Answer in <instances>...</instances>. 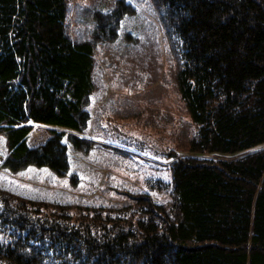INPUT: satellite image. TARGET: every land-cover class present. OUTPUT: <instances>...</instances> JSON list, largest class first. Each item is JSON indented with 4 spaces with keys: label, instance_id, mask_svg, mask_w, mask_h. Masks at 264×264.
<instances>
[{
    "label": "trees",
    "instance_id": "trees-1",
    "mask_svg": "<svg viewBox=\"0 0 264 264\" xmlns=\"http://www.w3.org/2000/svg\"><path fill=\"white\" fill-rule=\"evenodd\" d=\"M154 2L195 127L185 154L113 209L73 213L0 191V264H264V0ZM119 14L94 11L96 31ZM69 16V0H0V166L10 172L64 174L63 139L89 143L94 44L73 38ZM34 124L49 138L29 147Z\"/></svg>",
    "mask_w": 264,
    "mask_h": 264
},
{
    "label": "rangeland",
    "instance_id": "rangeland-1",
    "mask_svg": "<svg viewBox=\"0 0 264 264\" xmlns=\"http://www.w3.org/2000/svg\"><path fill=\"white\" fill-rule=\"evenodd\" d=\"M119 1L124 10L118 9ZM69 2L70 34L94 44L98 89L88 98L89 120L80 134L89 143L75 149L63 139L68 155L64 174L46 166L12 172L0 166V191L73 213L113 209L130 204L132 192L148 189L146 179H168V164L185 154L195 127L175 79L174 41L154 0ZM116 9L119 17L106 25L105 35L98 33L94 11ZM47 128L34 124L28 146L45 143ZM170 150L175 152L172 159L166 157ZM1 156L6 150L0 134Z\"/></svg>",
    "mask_w": 264,
    "mask_h": 264
}]
</instances>
